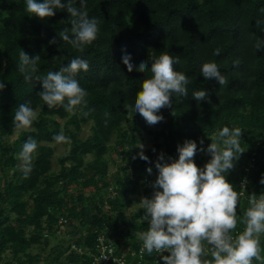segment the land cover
I'll list each match as a JSON object with an SVG mask.
<instances>
[{
    "label": "trees",
    "instance_id": "obj_1",
    "mask_svg": "<svg viewBox=\"0 0 264 264\" xmlns=\"http://www.w3.org/2000/svg\"><path fill=\"white\" fill-rule=\"evenodd\" d=\"M75 6L80 7L79 0ZM85 7L90 17L99 18L100 31L80 52L59 36L70 27L66 11L40 19L25 12L24 0H0V82L5 83L0 90V264H90L71 247L94 248L101 235L118 250L129 246L137 251L138 233L148 222L142 221V208L128 214L127 207L138 192L151 198L160 152L170 163L169 157L178 159L177 146L192 139L198 149L194 162H201L206 151L199 149H206L212 134L225 125L242 129L245 151L227 175L242 193L235 228L242 231L249 195L264 192L259 182L264 174V0H86ZM20 49L30 58L41 57L29 81L18 70ZM122 49L131 50L132 67L121 58ZM164 51L180 57L174 68L191 82L186 96L171 97L172 107L160 110L164 119L149 125L131 102L151 75L149 55ZM75 56L89 63L87 72L75 76L88 91L86 103L72 113L61 105L49 108L38 95L43 89L35 77L58 70ZM141 57L148 62L145 69L136 67ZM208 61L218 65L225 84L203 78L200 68ZM201 88L207 99L198 102L192 92ZM25 101L38 116L30 128L17 130L14 109ZM85 126L91 134L83 139L79 133ZM61 131L70 137V149L54 171L51 144ZM15 134L11 146L8 139ZM141 134L154 137L144 153L147 161L133 158ZM29 137L38 147L32 171L25 175L18 153ZM113 142L120 164L108 176L106 156ZM245 180L242 189L239 183ZM61 218L67 220L63 227L69 241L42 256ZM108 229L115 237L106 235ZM152 254L146 252L144 264H152ZM260 256L264 258V234ZM253 264H264V259L253 258Z\"/></svg>",
    "mask_w": 264,
    "mask_h": 264
},
{
    "label": "clouds",
    "instance_id": "obj_2",
    "mask_svg": "<svg viewBox=\"0 0 264 264\" xmlns=\"http://www.w3.org/2000/svg\"><path fill=\"white\" fill-rule=\"evenodd\" d=\"M79 3L80 7L75 6L76 0H24L25 12L40 19L50 18L58 10L66 11L70 27L63 28L59 36L83 52L86 45L96 40L100 20L89 16L86 0H79ZM121 58L127 67L133 66L130 49H122ZM40 59L39 55L30 58L20 49L18 70L26 81L38 71ZM149 59L151 75L142 80L131 107L149 125H154L164 119L158 114L160 110L172 107L171 97L187 95L191 79L186 73L175 70L174 65L180 63L179 56L164 51L149 55ZM147 63L141 57L136 67L145 69ZM88 68L86 59L75 56L58 70L36 76L43 89L39 97L49 108L61 105L66 112H74L76 106L86 103L88 95L75 76L81 71L87 72ZM200 73L205 80L215 79L219 85L227 82L214 61L204 62ZM4 87L5 83L0 82V90ZM192 95L198 102L207 99L203 88L194 90ZM37 116L31 102L25 101L14 109L13 125L17 130L30 128ZM241 133V128L227 125L215 131L207 148L199 149L210 155L203 167L194 162L198 149L197 142L192 139L177 146L178 159L169 157V163L165 162L163 153L158 156L155 162L158 176L152 184L153 194L151 198L142 197L137 203L144 210L142 221L148 222L147 229L138 233L141 254L155 252L163 264H253V258L264 259L260 256V236L264 234V192L259 196L249 195V206L241 220L245 227L235 235L231 232L239 219L237 204L241 193L234 189L227 175L245 151L240 143ZM53 139L57 144L70 141L62 131ZM203 143L201 140L200 144ZM37 147L36 139L29 137L18 153L25 175L32 171V154ZM138 147L141 149L139 158L147 161L144 146L140 144ZM147 172L151 174L152 168L149 167ZM259 182L264 184V174ZM118 264H126V261L119 259Z\"/></svg>",
    "mask_w": 264,
    "mask_h": 264
},
{
    "label": "rangeland",
    "instance_id": "obj_3",
    "mask_svg": "<svg viewBox=\"0 0 264 264\" xmlns=\"http://www.w3.org/2000/svg\"><path fill=\"white\" fill-rule=\"evenodd\" d=\"M156 131H158V129ZM90 134H91V131H90L89 126H85L80 131L79 137L84 139V138L88 137ZM137 137L140 139V141L134 146L135 154L133 157H137L138 153L141 151V149L138 147L140 144H142L144 146L143 151L145 153L148 149H150V147L153 143V140H154L153 136H149L147 134L137 135ZM15 138H16V134L8 139V144H10L12 146ZM114 145H115V142H113L110 145L111 149L109 151V154L106 156V158L108 160V169H109L108 176L111 175L112 173H114L117 170V166L120 164V160L114 159V158H116L115 157L116 155L113 153ZM51 146L54 148V156L52 159L53 170L58 171L60 168L59 163H58V159L64 153L68 152V150L70 149V146H69L68 142L63 143V144H57L55 142V143H52ZM161 153H163V151H161L160 154ZM208 160H209V155L207 152H204L203 153V160H201V162L198 161L196 163V165L198 167H203L207 163ZM86 191L88 192L89 190L87 189ZM142 197H143V195L141 194V192H138V194H135L131 198L130 203L127 207V213L128 214H132L140 208L139 205H137V203L140 202ZM106 232H107L106 235L108 237H115V235L111 232V229H108ZM66 233H68V229L66 227H62L60 233L57 234L55 236V238L50 239L49 245L45 249V252H41L42 256L46 257L51 252V250L54 249L56 246H58V245L64 246L66 243H68L69 237ZM37 252H40L39 248H33V253H37Z\"/></svg>",
    "mask_w": 264,
    "mask_h": 264
},
{
    "label": "built area",
    "instance_id": "obj_4",
    "mask_svg": "<svg viewBox=\"0 0 264 264\" xmlns=\"http://www.w3.org/2000/svg\"><path fill=\"white\" fill-rule=\"evenodd\" d=\"M239 186L244 189V181L240 182ZM66 224L67 220L64 218H61L58 221L60 229L56 230V235L60 233L61 228ZM231 232L233 235H235L240 231L233 229ZM141 246L142 243L139 240V247L137 251L132 252L129 246L118 250L112 241L101 235L97 237L94 248H79L75 245H72L71 249L75 250L80 255L86 256L89 259L90 264H118L119 259H124L126 264H144L146 263V252L141 254ZM164 254L167 255L168 253ZM152 257V264H163V261L159 259V256H157L155 252H153Z\"/></svg>",
    "mask_w": 264,
    "mask_h": 264
}]
</instances>
